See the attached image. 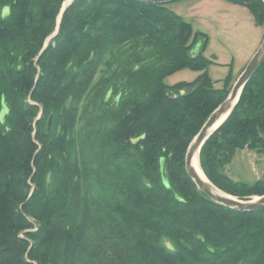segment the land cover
<instances>
[{
	"label": "trees",
	"instance_id": "1",
	"mask_svg": "<svg viewBox=\"0 0 264 264\" xmlns=\"http://www.w3.org/2000/svg\"><path fill=\"white\" fill-rule=\"evenodd\" d=\"M65 1L0 0V264H264V208L219 205L185 169L232 82L210 76L208 35L139 0H74L54 34ZM228 1L264 23L262 0ZM110 57L117 98L83 136L82 101ZM186 69L200 74L166 84ZM246 146L264 150V63L200 154L217 187L249 200L264 179L221 171Z\"/></svg>",
	"mask_w": 264,
	"mask_h": 264
},
{
	"label": "rangeland",
	"instance_id": "2",
	"mask_svg": "<svg viewBox=\"0 0 264 264\" xmlns=\"http://www.w3.org/2000/svg\"><path fill=\"white\" fill-rule=\"evenodd\" d=\"M224 1L241 7L242 13L240 12L239 15V18H242L241 20L235 14H221L219 12L222 10L221 7H219V10L216 4L203 3L201 0H178L169 3L168 6L192 24L194 31H200L208 35L209 44L205 50V55L213 57L215 63L218 64L209 67L210 76L215 81L217 88H223L224 79L229 72H232V82L229 86L230 94L238 77L264 40V23L259 25L247 7L228 0ZM57 20L59 22V17ZM58 25L60 26L58 23L56 29ZM233 58L234 66L231 64ZM107 61L108 65L101 68L81 104L83 121L79 122L78 130L81 131L83 136L88 135L91 125L95 123V118L102 116L105 107L102 105V100L117 98L113 88H111L113 82L110 81L113 80V72L118 71L119 67L117 61H113L111 57ZM199 74L200 72L186 69L168 76L165 82L169 86L182 81L192 82ZM107 78L109 79L106 81ZM95 127L96 129L100 128V124L97 123ZM96 129H94V132ZM221 171L236 183L253 185L264 179V150L248 146L238 148L232 154L230 161L223 164ZM254 197L258 196L254 195ZM31 221L33 224L35 223L32 230H36V222L32 218ZM172 243L168 242L167 245L175 250L174 243Z\"/></svg>",
	"mask_w": 264,
	"mask_h": 264
},
{
	"label": "water",
	"instance_id": "3",
	"mask_svg": "<svg viewBox=\"0 0 264 264\" xmlns=\"http://www.w3.org/2000/svg\"><path fill=\"white\" fill-rule=\"evenodd\" d=\"M73 1L74 0H66L63 3V7H62V10L59 16V22H58L59 24L62 21L64 11ZM139 1L143 3H148V4L160 5V4H169V3H172L178 0H139ZM262 1L264 2V0ZM7 14H8V10L4 12L3 16L5 17L7 16ZM58 29H59V25L54 34L57 33ZM54 34L52 36H54ZM52 36L47 40L43 50L47 48ZM263 63H264V40L261 46L259 47V49L256 51V53L253 55V57L248 62L244 71L238 77L228 97L211 113V115L208 117L203 127L201 128V130L194 137L191 144L189 145V148L186 153V158H185V169H186L187 175L195 183V185L201 192H203L213 202L219 205H222L224 207H227V208H230L236 211H240V212H255V211H259L263 209L264 208V195L254 197L249 200H244V199L235 197L221 190L219 187H217L207 177L206 174H205L206 180H204L196 171V168L194 166V160H195L196 155L198 154L199 162H200V154H201V150L203 146L210 139V137L213 136V134L216 131H218L221 128V126L231 116L232 112L234 111L236 105L238 104L240 100L244 87L249 82V80L252 78V76L257 71V69ZM6 112H7V109L3 111V115ZM51 125H52V116L49 119L48 130H50ZM200 165H201V162H200ZM161 172H162L164 184L166 186H169V179H168L166 165H165L164 160H162L161 162Z\"/></svg>",
	"mask_w": 264,
	"mask_h": 264
},
{
	"label": "crops",
	"instance_id": "4",
	"mask_svg": "<svg viewBox=\"0 0 264 264\" xmlns=\"http://www.w3.org/2000/svg\"><path fill=\"white\" fill-rule=\"evenodd\" d=\"M203 3H211V4H216V7L219 9V7H221L220 9L222 10H218L219 12H221V14L223 13L224 15L226 14H235L237 16L238 19H242V18H239V15H240V12L242 13L241 11V7L238 6V5H234L232 3H229L227 1H224V0H201ZM209 8H211L209 6ZM223 16V15H222ZM224 17V16H223ZM246 18V17H245ZM243 18V19H245ZM248 20V18H246ZM231 64L234 66V58L232 59L231 61Z\"/></svg>",
	"mask_w": 264,
	"mask_h": 264
},
{
	"label": "bare ground",
	"instance_id": "5",
	"mask_svg": "<svg viewBox=\"0 0 264 264\" xmlns=\"http://www.w3.org/2000/svg\"><path fill=\"white\" fill-rule=\"evenodd\" d=\"M194 166H195L196 171L198 172V174H199L204 180H206L205 173H204L203 169L201 168V165H200V162H199V156H198V154H197L196 157H195V160H194Z\"/></svg>",
	"mask_w": 264,
	"mask_h": 264
}]
</instances>
